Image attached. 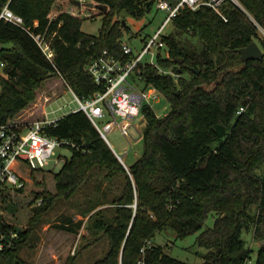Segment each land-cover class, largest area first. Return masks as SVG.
Returning <instances> with one entry per match:
<instances>
[{"label":"trees","instance_id":"obj_1","mask_svg":"<svg viewBox=\"0 0 264 264\" xmlns=\"http://www.w3.org/2000/svg\"><path fill=\"white\" fill-rule=\"evenodd\" d=\"M94 1L109 6L97 35L84 32V19L67 12L50 21L55 0H0V11L8 4L24 18L26 28L44 32L49 26L48 36L56 32L51 61L26 29L0 19V122L44 119L45 107L64 88L88 97L102 91L86 70L90 58L104 49L121 53L125 32L130 31L121 15L141 18L157 2ZM241 1L264 28V0ZM226 12L228 22L209 7H186L174 17V30L162 38L170 57L159 53L157 60L182 76L176 82L152 65L143 71L144 83L157 87L170 108L158 116L152 107H143L144 149L128 168L84 111L68 113L47 127L49 135L70 142L65 146L72 154L53 174L55 192L48 189L45 170L22 163L42 189L27 197L31 180L18 167L25 186L0 196V217L21 229L18 247L0 254L4 264H32L18 256L19 248L44 224L59 198L70 199L93 180L96 168L122 187L116 186L112 195L105 191L104 201L83 211L92 219L91 233L108 240L105 256L91 264H190L171 256L153 237L166 227L177 238L199 232L211 212L216 214L213 226L196 239L209 250L203 264H246L252 250L243 231L253 227L254 238L264 240V56L243 60L237 49L258 39L264 50V34L239 9ZM36 172L42 173L40 179ZM98 180L101 187L104 180ZM27 207L31 216L20 226L18 214ZM83 224V219L63 215L55 226L78 233ZM71 263L68 259L66 264ZM255 264H264V243Z\"/></svg>","mask_w":264,"mask_h":264},{"label":"built area","instance_id":"obj_2","mask_svg":"<svg viewBox=\"0 0 264 264\" xmlns=\"http://www.w3.org/2000/svg\"><path fill=\"white\" fill-rule=\"evenodd\" d=\"M80 1L81 5L77 6L68 0L71 8L67 10V13L78 18H89L95 15V10H100L88 6L89 0ZM156 7L159 10L166 11L168 15L162 26L150 38L140 53H135L133 46L123 41L121 53L115 54L108 49H104L90 58L86 70L92 75L96 83L102 86V91L95 96L88 97L78 95L70 88L77 104L76 107L70 109V113L84 111L107 142H109L107 133L115 125H118L122 134L127 137L133 138L132 128L136 129L141 137L140 125L134 124L133 121L139 119L140 116L145 121L143 107L148 105L154 109V103L158 102L161 96V92L157 87L153 84L147 85L144 83L143 71L147 65L154 66L160 74L170 75L176 82L181 78L182 72L180 70H176L173 66H163L157 58L159 53H163V51L165 52L164 57H170L169 51L164 48L166 43L163 39L159 40V38L162 34V27L174 19L183 8L197 10L201 7H209L225 22H228L229 16L226 11L228 8L234 7L239 9L264 34V28L241 0H177L176 4L171 3L169 0H157ZM48 17L50 21L55 18L50 15ZM0 19L26 29L47 58L51 61L54 59L55 51L52 40L56 32L48 36L49 26L44 32H35L30 27L26 28L24 18L15 13L8 4L4 5L0 11ZM35 25H38L37 21ZM154 46L161 50L155 53L151 50ZM147 53L152 55L150 62L144 61ZM3 66L4 62L0 59V68ZM55 94V92L52 93V95ZM45 98L50 100L51 95L47 94ZM240 111H244V107ZM110 116L114 119L101 125L99 121ZM116 116H120L121 120L117 121ZM61 117L50 118L48 112L45 111L44 119L24 122H0V196L10 190L14 193V190H19L25 186V181L18 171L19 165L26 163L32 169L44 168L49 164L58 147L70 143L51 136L46 131L47 127L55 124ZM143 125H145L144 122ZM112 149L117 157L124 161L113 147ZM41 201L39 199L38 202ZM20 231V228L13 227L9 221L0 217V254L13 251L18 247ZM147 244L150 246L151 241H148ZM144 250L143 248V253ZM75 251L76 248H74L73 253ZM0 264H4L1 258ZM139 264H144V261L141 260Z\"/></svg>","mask_w":264,"mask_h":264},{"label":"rangeland","instance_id":"obj_3","mask_svg":"<svg viewBox=\"0 0 264 264\" xmlns=\"http://www.w3.org/2000/svg\"><path fill=\"white\" fill-rule=\"evenodd\" d=\"M88 2H90V0ZM70 8L71 6L68 3V0H55L49 15L56 18L61 13L70 10ZM105 13L106 12L101 10H95V15L93 17L82 18L84 19L82 30L86 33L97 35L102 26ZM167 15L168 13L166 11L159 10L156 6L141 18H136L128 14L121 15L120 19L124 17L127 20V25L130 27V31L125 32L123 38L124 43L131 44L135 53H140L150 38L153 37L162 26ZM173 30L174 19L162 27V34L159 40L162 39L164 35L170 34ZM255 42L259 44L258 39H256ZM164 48L166 49L167 47ZM151 50L158 53L161 49L154 46ZM164 53L165 52L163 51V54ZM151 60V53H147L144 61L150 62ZM42 91L43 87L37 91V97L41 96ZM76 106L77 104L74 101L72 90L64 88V91L45 107V111L48 112V117L50 118L61 117L67 112L70 113V109ZM169 108L170 103L168 102V99L161 93L160 100L154 103L155 113L158 116H162L168 112ZM111 119H114V117L110 116L99 122L103 125ZM116 119L117 121H120L121 117L116 116ZM143 122L145 123L141 116L139 119L133 121L134 124L140 125V131H142L144 126ZM132 135L133 138L122 134L118 125H115L107 133L108 143L119 155L122 156L126 168H128L127 164H131L142 155L144 149L142 135L140 137L138 131L133 128ZM71 154L72 152L69 147L60 146L56 149V153L50 159L49 164L42 168L46 172L44 177H47L46 183L48 182L47 186L51 191L55 192L56 190L53 174L62 168L65 159L71 157ZM20 166L21 165H19L21 173L31 180V182L28 181L27 183L28 190L31 189L26 194L28 195L27 197H29L34 193L32 190L37 191L42 188H37V185L35 186L32 182L33 180L27 168L25 166H21L20 168ZM97 169L98 168L94 169L95 173L93 172V180L90 181L89 184H85L73 195V197L70 199L59 198L57 200L56 206L47 214L44 224L34 232L27 244L19 248L18 256L21 259L32 264H66L68 259H72L71 264H91L105 256L108 251V240L103 236L100 239H97L99 235L91 233L88 226L92 222V219L89 217L90 214L83 216V211L89 210L90 206L96 202L104 201L106 199L103 198L105 191H108V193L112 195L113 192L111 190L115 189L118 185L120 186V181H108L105 172ZM261 172L264 173V169H262ZM36 176L40 179L42 173L36 172ZM98 179L104 180L101 187L97 186ZM121 187L122 186H120V188ZM108 206L109 204H106L104 206H99L96 209L106 208ZM252 208V212H254L256 210L255 205ZM31 213L32 209L28 207L19 212L18 216L21 217V219H18L17 222L20 226L27 224ZM63 215L72 216L74 221L83 219L85 225H82L78 233H71L59 229L55 225L62 221ZM215 218L216 214L214 212L209 213L202 230L212 227ZM201 231L192 233L183 238H177L176 232L172 228L166 227L156 232L153 241L158 245H164L169 254L175 258L190 264H203L206 262V254L209 250L206 247L199 246L196 242L197 236ZM243 238L246 241V246L252 250L251 258L246 264H255L258 250L264 243V240H257L254 238L253 227L243 231ZM74 248H76L75 253H73Z\"/></svg>","mask_w":264,"mask_h":264},{"label":"water","instance_id":"obj_4","mask_svg":"<svg viewBox=\"0 0 264 264\" xmlns=\"http://www.w3.org/2000/svg\"><path fill=\"white\" fill-rule=\"evenodd\" d=\"M70 2L73 5H77V6H80L81 5V1L80 0H70ZM88 6H90V7H96V8H98V9L104 11V12H107L108 9H109V6L107 4L97 3L94 0L90 1L88 3ZM237 51L241 54V58L243 60H249V59L258 60V59H262L263 56H264L263 50L261 49V47L259 46V44L257 42H255V41L251 42L247 46L238 48ZM183 60H184L183 58L182 59H177V61L179 63H182ZM120 161L122 162V164H124V162L122 160H120ZM124 166H125V164H124Z\"/></svg>","mask_w":264,"mask_h":264},{"label":"crops","instance_id":"obj_5","mask_svg":"<svg viewBox=\"0 0 264 264\" xmlns=\"http://www.w3.org/2000/svg\"><path fill=\"white\" fill-rule=\"evenodd\" d=\"M68 113H69V112L65 113L64 115H66V114H68ZM64 115H63V116H64ZM84 225H85V221H84ZM153 242H154V241H153Z\"/></svg>","mask_w":264,"mask_h":264}]
</instances>
